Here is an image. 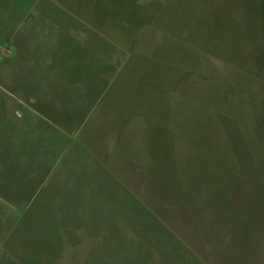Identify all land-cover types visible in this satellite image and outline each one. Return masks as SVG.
Wrapping results in <instances>:
<instances>
[{
    "label": "rangeland",
    "instance_id": "rangeland-1",
    "mask_svg": "<svg viewBox=\"0 0 264 264\" xmlns=\"http://www.w3.org/2000/svg\"><path fill=\"white\" fill-rule=\"evenodd\" d=\"M89 4L0 0V92L59 98L26 160L47 172L36 193L5 175L0 264H264L261 35L222 60L143 45L125 66Z\"/></svg>",
    "mask_w": 264,
    "mask_h": 264
},
{
    "label": "trees",
    "instance_id": "trees-1",
    "mask_svg": "<svg viewBox=\"0 0 264 264\" xmlns=\"http://www.w3.org/2000/svg\"><path fill=\"white\" fill-rule=\"evenodd\" d=\"M89 3L94 24L103 28L109 41L118 43L127 52L125 66L132 58L146 60V56L139 54L143 45L149 51L155 45V57L168 55L175 57L177 63L187 50L193 57L211 55L222 60L234 43H242V38L250 33L261 35L251 45L261 53L264 51V0H89ZM99 3L100 11L105 8L106 15L98 11ZM161 59L160 68L178 71L179 67L173 69ZM228 64L230 67L233 62ZM258 69L263 74L264 60ZM112 88L113 84L107 95Z\"/></svg>",
    "mask_w": 264,
    "mask_h": 264
},
{
    "label": "crops",
    "instance_id": "crops-1",
    "mask_svg": "<svg viewBox=\"0 0 264 264\" xmlns=\"http://www.w3.org/2000/svg\"><path fill=\"white\" fill-rule=\"evenodd\" d=\"M35 79L36 78L26 77L25 80L20 79L15 80L14 82L19 81L18 85L21 86L28 82H35L34 84H36L38 81ZM22 89V93L19 96L11 93L3 94L0 92V135H2V138H0V182L5 183L0 186V195L3 198H6L7 201H9L10 198L16 197L10 196L7 191L8 181L7 178H5V175L9 170L14 172L16 177L20 176L22 179L28 180L31 185V191L34 193L37 191L36 185H38L39 179L42 178L45 180L42 175H47V172H43L42 170L43 164H38L34 160L35 163H30V160L26 162L30 157V149L33 147V138L37 134L42 135L44 130L43 127L41 128L39 118L48 122L50 128L52 126L53 129L57 128L54 122V102L58 103L59 98L57 97L55 99L54 96H56V94L54 91L51 98L48 95L47 99V95H45L47 93L41 97L38 93H34V91L28 90L25 87ZM39 101L47 103V107H45L46 110L39 108ZM21 112L35 117L40 128H35L33 126L31 130L29 128L28 134H26L27 132L23 125L21 124V126H19L17 122L19 115H22ZM18 138H20L19 141ZM3 172L4 175L2 176L1 173ZM32 183L35 185L32 186ZM2 189L4 190L3 192Z\"/></svg>",
    "mask_w": 264,
    "mask_h": 264
}]
</instances>
